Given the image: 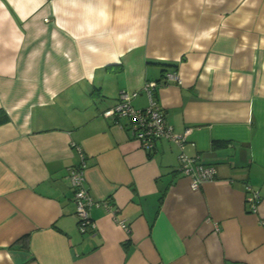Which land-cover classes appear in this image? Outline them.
<instances>
[{
  "label": "crops",
  "instance_id": "obj_1",
  "mask_svg": "<svg viewBox=\"0 0 264 264\" xmlns=\"http://www.w3.org/2000/svg\"><path fill=\"white\" fill-rule=\"evenodd\" d=\"M147 81L189 129L182 151L216 168L198 189L176 143L146 150L103 115L122 91L145 107ZM0 109V264H264V0H0Z\"/></svg>",
  "mask_w": 264,
  "mask_h": 264
},
{
  "label": "built area",
  "instance_id": "obj_2",
  "mask_svg": "<svg viewBox=\"0 0 264 264\" xmlns=\"http://www.w3.org/2000/svg\"><path fill=\"white\" fill-rule=\"evenodd\" d=\"M170 80L179 81V75L176 72H165L161 82L165 83ZM157 84L158 82L156 81H147L144 84L143 90L148 97V104L145 107L137 108L131 104V100L137 95L138 91H122L119 101L113 107L106 109L103 115L113 117L114 119L120 117L126 118L133 137L146 150L153 149L155 142L160 138H166L176 143L181 149L178 154V169L189 178L191 189H198L204 182L214 179L216 168L213 165L204 164L182 151L189 129L183 133H178L168 123L164 111L153 96V91ZM73 146L80 155V162L70 167L68 178L73 188L72 201L78 220V229L81 233H86L93 231L95 228V223L89 215V209L96 202L86 187L84 175L85 162L82 150L78 145L73 144ZM259 200V191L247 186L246 204L250 212L255 213L257 211ZM260 223L264 225V219H261ZM118 224L126 231H129V226L124 221L120 220ZM214 227L215 231H219L217 224Z\"/></svg>",
  "mask_w": 264,
  "mask_h": 264
},
{
  "label": "trees",
  "instance_id": "obj_3",
  "mask_svg": "<svg viewBox=\"0 0 264 264\" xmlns=\"http://www.w3.org/2000/svg\"><path fill=\"white\" fill-rule=\"evenodd\" d=\"M8 115L6 114V112L2 109H0V124H3L5 122L8 121Z\"/></svg>",
  "mask_w": 264,
  "mask_h": 264
}]
</instances>
